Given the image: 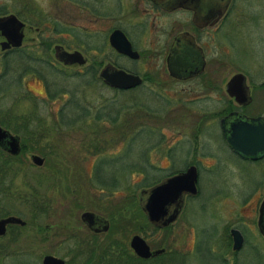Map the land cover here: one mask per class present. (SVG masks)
Segmentation results:
<instances>
[{
	"label": "rangeland",
	"instance_id": "obj_1",
	"mask_svg": "<svg viewBox=\"0 0 264 264\" xmlns=\"http://www.w3.org/2000/svg\"><path fill=\"white\" fill-rule=\"evenodd\" d=\"M84 3L90 5L91 9L87 7L88 5L84 6ZM95 3L100 4L101 9L98 13L95 12L97 11L94 8L97 5ZM134 3L135 0H0V8L3 6L4 14L12 13L23 23L21 30L24 39L20 52L29 54L31 57L36 56L32 59V62L36 64L33 66L31 63V66L35 68L23 72L22 69L29 65V61L22 55H18L21 53L3 54L0 51V60L9 54L12 55L8 61L9 65L6 66L10 67L6 73L7 78L0 83V123H5L2 121L5 118L3 116L12 114L14 110L19 114L36 116V119L30 123V128L26 129L27 131L20 123V128L25 131L20 135L24 137L25 144L28 145V141L31 143L30 148L22 151L19 156L7 159L0 153V176H3L4 180L3 182L0 180V184L9 186L7 178L12 172L7 168H12L13 164L19 166V174L11 180L13 193H8V188L7 193L0 194V215L10 212L9 215L19 217L24 222L29 221L36 207L29 195L38 175L44 176L43 185L41 182L35 184L39 189H42L41 186L47 188L46 194L49 197V202L43 204L45 211L38 214L34 220L35 223L47 227V230L35 232L29 223L24 228L10 225L5 235L0 237V251L6 253L11 252V248H15L17 252L0 258V264H40L44 254L69 259V255L74 252H81V254L72 255V260L82 264L85 261V254L87 256V251L84 252V250L91 247L90 244H93L94 238L82 225L80 213L91 211L105 216L103 211L105 208L113 210L115 204L128 195L123 188L118 190L114 188L113 192H109L107 186L98 183L99 180L96 181V177L90 178L93 175L95 163L102 158L101 156L111 158L122 151L125 146L124 138H117L113 145L105 147L98 153L85 145L86 138L93 140L92 149L96 145H103L107 140L114 142L110 132L99 133L100 130L103 131L102 129H110L107 123H104L106 127H101V123L96 124L93 121L92 124L88 119L89 125H83L84 129L88 127L87 131H89L91 127L94 128L92 133H88L84 129L82 131L78 124L72 127L63 126L54 117L67 101L68 90H74L76 98L79 97L82 103H92L96 106L104 103L107 98H113L116 99V103L127 106L132 104L131 100L134 99L139 104L152 108L151 110L153 107L158 110L167 107L170 114L146 119L149 127L161 125L159 132L149 130L151 133L155 132L156 135L162 136H160V147L153 148L148 154L149 161L161 169L156 173L158 176L170 167L181 166L183 161L181 158L187 159L190 156L183 153L186 152V147L191 146V141L187 137L191 133V120L199 115L189 113V107L178 105L174 99H171L173 100L169 105L171 107H164L154 97L157 90L151 93L143 89L140 92L138 90L131 93L120 92L112 90L102 81L85 83L71 78L75 71H82L83 67L75 64L64 65L61 62L60 64L52 55V46L59 44L66 50L80 51L88 64L92 62L91 57L96 60L102 59L104 64L106 57L110 56L113 59L114 56L119 65L127 66V68L134 67L139 72L145 71L144 68L150 58L128 62L111 51L105 36L112 27L119 25L120 28L126 29V36L134 46H137V49L149 47V41L152 40L151 33L146 38L133 27L139 21L137 17L142 13L133 6ZM231 11L233 15L238 14V20L236 17L231 18L226 22L227 25L221 28L216 43L224 47L222 51L218 46L215 48L225 56L222 59L227 70L222 68L223 64L218 66L223 71H227L225 76L235 70L245 74L253 95L252 103L246 111L264 116V84L261 83L264 80V0H234ZM57 27L63 31L55 32L54 28ZM78 40L81 44H78ZM48 42H51L49 46ZM99 44L102 45L100 51L94 48L85 50L90 45ZM152 59L154 60L148 64L156 66V58ZM208 64L209 67L212 66V59L208 60ZM18 72L23 75L19 87L11 81ZM62 73L68 76L63 77ZM49 87L50 90L62 88L61 94H54L52 98L48 97ZM173 89L168 92L174 94L178 87L174 86ZM28 91L35 95L33 101L28 102L21 96ZM157 92L161 93V91ZM184 93H187V89L180 91L179 97L187 98ZM213 105L208 103L203 108H208L207 111H210L214 108ZM191 109H194L192 105ZM213 120L211 118L203 127L204 135L208 137L204 145L214 158L212 168L205 171L198 166L200 173L197 196L185 201L182 212L168 229L152 234L153 238H161L158 244L163 243L170 249H178L179 255H165L159 260H163V263L169 260L167 264H264V239L257 230L258 207L264 195V158L255 162L240 159L231 153ZM5 124L14 131L18 128L12 122ZM125 127L128 129V125ZM118 134L121 136L120 133ZM102 135L105 138H101ZM183 141L186 143L184 144ZM202 142L198 147L202 146ZM139 143L141 141L136 144V149L140 148ZM178 146H183V149L174 151V161L167 164V159L163 158L167 157L166 150ZM198 147L196 146V153L200 151ZM30 153L40 156L42 163L34 164L30 159ZM40 153L47 154L45 159ZM205 161H207L206 164L212 163L208 159ZM88 176L90 180H87ZM140 177V174L133 172L130 177L127 175L126 181L128 184H134ZM118 178H120L121 186L123 176L120 175ZM92 184L94 188H90ZM138 191V189L135 190L136 197ZM96 196H101V204H98ZM91 197L95 204L92 203V199H89ZM125 219L126 224L129 221V226L137 221L132 213L126 215ZM68 225L77 227L75 230L79 237L73 230L67 229L70 227ZM135 226V230H142L140 228L144 227V223L140 221V225L136 223ZM129 228V233L126 234L114 232L113 238L117 241L116 243L128 241L130 233L135 231ZM230 228L238 229L243 238L235 257L230 255V250L224 248ZM146 230L142 231L151 233V229ZM12 236L17 239L16 244L10 242ZM78 242L83 244L78 246L76 245ZM6 245L10 247L9 250L3 249Z\"/></svg>",
	"mask_w": 264,
	"mask_h": 264
},
{
	"label": "flooded vegetation",
	"instance_id": "obj_2",
	"mask_svg": "<svg viewBox=\"0 0 264 264\" xmlns=\"http://www.w3.org/2000/svg\"><path fill=\"white\" fill-rule=\"evenodd\" d=\"M233 1L234 0H135L133 6L136 7V9H139L142 13H140L138 17L136 16L137 20L139 21L136 24H134L133 27H135L134 29H137L141 34H143V37L148 38L149 33H151L150 38H152V40L149 41V47L144 49L141 48L137 49V46H134V44H132L131 41L126 36V29L120 28L119 25L112 27L105 35L106 41L108 43V35L110 34V32L114 29L121 30L125 35V37L127 38V40L129 41L131 48L137 53L136 58H131L129 56L117 53L113 48L110 47L108 43L111 51L113 53H116L117 56L126 59L128 62H134L143 58L144 59L150 58L148 60L149 63L151 60H154L152 58H156L155 62L157 64L156 66H150V64L147 63V65L144 68L145 71L139 72L138 69L134 67L130 66L127 68V66L124 67L122 65H119L116 62L115 60L116 58L114 56L113 59H111L110 56H108L105 58L104 61L105 63L102 64L103 63L102 60L101 64L97 68L96 76L98 78V81H101V79L98 77V72L100 68L105 64H111L117 68L123 69L128 73L137 75L141 80L139 84H136L132 87L126 89L112 88V90H123L124 92L138 90V92H140L143 89L150 93L153 91L155 92L156 90L161 91V93H158L156 91L154 97L156 98V101H158V103L160 102L161 105H163L164 107L169 106L170 103L173 101L171 99H174L178 103V105L189 107V113L199 115L197 118L192 119L193 121L191 120L192 122V125H190L191 133L187 136L188 139L191 141L190 142L191 146L186 147L187 150L186 152L183 153V154L187 153L190 156H188L187 159L181 158L183 160L181 166L179 165L176 168H172L170 173L163 175L159 179L161 180L174 173L183 171L189 165L194 166L196 170V182H195L196 193L193 195L183 196L181 207L177 212V215L167 225L156 226L148 222L150 223V227L145 225L143 228L140 229L145 231H147L146 229L148 230L151 229V233L142 230H138V232L130 233L128 241L125 243L107 242L105 240L106 238L104 234L107 232L109 228V220L106 216L104 215L102 216L100 213L93 212L94 214L101 216L105 220H107L108 226L105 231H101L100 229H98L99 227L97 226V224L94 226L97 229L94 230L89 229L84 224H82L85 226L88 232L92 234L93 238H98V243L90 244L91 247L87 250H84V252L87 251V256L85 254V261L83 262L84 264H167L169 260L163 263L162 262L163 260H159V258L165 255H174V254L179 255L178 249L176 248L170 249L167 247V245H164L163 243L158 244L161 238L159 237L153 238L152 234L163 231L164 229H168L182 212L185 201L189 198H195L197 196L198 178L200 173L198 166H201V168L204 169L205 171H208L210 168H212V165L214 163V158L208 152L206 146L204 145V141L208 140V137L204 135L203 127L209 120H211V118H213L214 119L213 121L216 122V125L219 128L218 130L222 137V133L219 127V121L220 119H222L224 116H226L231 112H238L247 117L261 116L264 119V116L262 114H256L254 112L252 113L246 111V108L252 103L253 95L250 85L246 81L245 74L240 70H235L232 71L228 76H225V73L227 71L222 70V68L227 70V66L223 62L224 59L223 57L225 56H223V54H220L224 46L222 44L218 46L216 43V39L219 32L221 31V28L227 25L226 24L227 21L235 17L236 20H238L237 19L238 14L233 15V11H231L233 9ZM95 4H97L96 6H94V8L97 9V11L95 10V12L98 13L101 9L100 4L99 3H95ZM83 5L87 6L88 4L84 3ZM87 7L91 9L90 5H88ZM0 39H1L0 41H2L3 37L0 36ZM23 39L24 36H22V40L19 46L17 47L10 46L9 48L4 50L0 49V51H2L3 54H7V52L9 51H12L14 53H21L20 46L22 44ZM53 46H52V55H53ZM216 46H218L221 49V51H216L215 50ZM18 55H22V57L25 58H31V59L34 58L26 53H21ZM83 59H84L83 63L75 64V65H79V66L81 65L84 68L88 63H86L87 61L84 58V56ZM209 59H212L211 67L208 66ZM32 64L33 66L35 65L34 62H32ZM218 64H223L224 67L220 68ZM94 65H96L95 62ZM27 67H29L27 71L35 68L31 66V61H29V65ZM9 69L10 68H4L2 66L0 67V83L3 81V79H5L6 73L8 72ZM22 70L23 72H27L25 71L24 68ZM235 73H241L244 76V84L246 85V87L244 93V102L242 104H238L237 102H235L233 97L232 96L230 97L225 92V84L227 80L230 78L231 75ZM22 76L23 75H20V72L16 73V76L11 80L12 83L19 87V83L21 82L20 79L22 78ZM263 82L264 80H262L261 83L264 84ZM166 86L167 88H164ZM174 86L178 87V90L177 91L175 90L174 91L175 93L171 94V92H168V90L173 91ZM184 89H187V93L186 94L184 93L185 95H187V98L182 99L179 97L178 93H180V91L182 90L184 91ZM21 96H23L24 99L27 100L28 102L33 101L34 100L33 97H35V95L30 93L29 91ZM208 103L214 104L213 105L214 108L210 111H207L208 108L206 109L203 108L206 105H208ZM191 105L192 108L194 107V109H191ZM197 105L200 108H198ZM159 113H160V117L162 115H163L162 117H164L166 114H170L167 111V107L165 109L164 108L160 109ZM3 117H5L4 119H2L3 122L15 123L16 127H18L17 130L15 129L14 131L11 129V127L8 124L0 123L1 128L5 129L11 136L16 137L17 145H18L17 153L12 154L7 150L10 147V144H8L9 140H7L6 138L0 140V153L3 157H6L7 159L14 156L15 157L19 156V154L22 151H24L25 149L28 150L30 148L31 143L28 141V145L25 144V142L23 141L24 137L20 135L25 132L24 129L20 128V123H22V127L25 128L26 130L30 128V123L36 119V116H33V114H29V115L19 114L16 113V111L14 110L12 114H6ZM231 117L233 119V116H230V119ZM28 132L30 131L28 130ZM201 141H203L202 146L198 147ZM224 143L227 146L228 150L231 153L235 154L228 147L225 140ZM196 146L200 150L198 153H196L195 151ZM182 147L183 146H178L176 148L173 147L170 149L168 148L166 150L165 155L167 157H163V158L167 159V164H170L172 161H174L175 158L174 151L183 149ZM32 154L34 153H30L29 156L31 157ZM262 158H264V155L256 160H250V161L256 162V161H260ZM207 159L211 160L212 163L206 164L207 161L205 160ZM244 160H249V159H244ZM7 169H10L12 172V174H10L7 178V183L9 184L10 187L8 185L0 184V194L7 193L8 188H9L8 193L11 194L13 193V190H11V186L13 182L11 180H13L14 177L19 174V166L17 164L16 165L13 164L12 168L8 167ZM168 169L170 170L171 167ZM0 180L1 182L4 181L3 176H0ZM31 185L32 184H30V186ZM138 194H137V203H139ZM97 197L98 196H96L95 199ZM89 199L93 200L92 197ZM262 200H264V195L262 197ZM171 207L172 205L169 206L168 209H170ZM259 207H258V215H259ZM9 213L6 214L3 213L0 215V217L9 216ZM141 213L143 214L144 219L147 221L144 213L142 211ZM263 215H264V211H263ZM263 222H264V217H263ZM10 225H13V223H9L5 225V232L2 235H0V237L5 235ZM231 229H236V228H230L228 230V237H227L228 239L226 242V246H224V248L230 250L231 251L230 255H232V257H235L236 252L239 250L240 247L232 248V236L230 233ZM236 230L239 231L238 229ZM134 234L140 236L147 245L149 254L146 257L137 255L134 252V250L131 248L129 244V240L130 237ZM148 237H150V239ZM99 240L102 241L99 242ZM80 254L81 252H74L73 254L69 255V259L68 258L64 259L61 257L59 258H61L67 264H78L75 260H72L71 256L72 255L79 256Z\"/></svg>",
	"mask_w": 264,
	"mask_h": 264
},
{
	"label": "trees",
	"instance_id": "obj_3",
	"mask_svg": "<svg viewBox=\"0 0 264 264\" xmlns=\"http://www.w3.org/2000/svg\"><path fill=\"white\" fill-rule=\"evenodd\" d=\"M1 7L2 8H0V15L5 13L3 6ZM54 30L55 32L63 31L59 27L54 28ZM50 44L51 42L47 43L48 46ZM78 44H81V41L78 40ZM100 46L102 47L101 44L95 45V46L90 45V47L85 48V50L94 48L100 51ZM9 52H12V51H9ZM11 56L12 55L9 54L7 57H4V59L0 60L1 61L0 67L2 66L4 68H10L6 66ZM26 59L28 61H31L32 63L31 58H26ZM94 59L95 58L91 57L92 62L86 65L82 71H75L74 75H71V76L69 75V76L74 79L82 80L85 83L98 81L96 72H97L98 66L102 62V59H100V61L96 59L94 60ZM94 62L96 65H94ZM34 64H36V62H34ZM27 66L24 67L25 71H27L29 68ZM20 75L22 74L20 73ZM62 75L63 77L68 76L65 73H62ZM5 78H7V76H5ZM86 78H90V79H86ZM60 91H62V88H52L50 90V87H49V90H47V96L52 98L54 97V94L56 95L61 94ZM68 91H69V95H68L67 101L63 104L60 111L57 112L58 114L56 113V115H54V117L58 119V122H60L59 124L63 126L69 125L67 127H72L78 124L82 131L84 130L87 131L88 127L84 129L83 125H86V126L89 125L88 123L89 121H87L88 119L91 120L92 124L94 122L96 124L97 122L98 124L101 123L102 124L101 127H106L104 123H107L110 126V129H102L103 131L101 132L100 130L99 133L110 132V136L112 138V141L114 142L107 140L109 144L106 142L103 145H99V146L96 145L92 149L93 140L91 138H86L87 143H85V145H88L89 147H91V150H94L98 153L99 151L100 152L103 151L105 147L113 145L117 141V138L119 137H121L122 139L124 138L125 140V146L121 152H118L115 156L111 158H105V156H101L102 158L98 159V161L95 163V166L93 168V175L92 177H90V178L96 177L97 178L96 181L99 180L98 183H101L104 186H107L108 187L107 190L109 192H113L114 188L116 190L123 188V190H125L128 193L127 196L122 197V199L119 200L117 204H115V206L113 207V210H110V209L107 210L105 207H104L105 209L103 210L105 211L104 212L105 216L109 220V228L107 232L104 234L106 238L105 240L110 243H116L117 241L115 240V238H113L114 232L126 234L128 230H130L129 227H131V230H135L136 229L135 224L139 223L140 225V221L144 223V226L147 225L148 227H150V223H148V221L144 219V216L141 213L137 205V197H136L135 190L137 189L140 190L148 186H151L152 184H154L160 179V176L162 177L163 175L170 173L172 170V168L170 170L169 169L165 171L162 170L163 171L162 174L158 176L156 173L160 171L161 169L153 165L149 161V158H148L149 151L152 150L153 148H159L160 147L159 145L161 144V140H160L161 135L160 134L156 135L155 132L151 133V131L149 130L152 129V131L157 130L159 132L161 125L149 127V125L146 123V119L147 117H152V116L159 117L160 116V114L158 113L159 110L156 107H153V110H151L152 108H148L146 105L144 106L142 104H139V102L135 101L134 99L131 100L132 104H128L129 106L123 103H116L115 102L116 99L114 100L113 98H107L104 103L96 106L95 104H92V103H82V101L79 100L80 99L79 97L76 98L77 95L74 90L73 91L68 90ZM114 91L124 92L123 90H114ZM131 92L132 91H130L129 93ZM126 125H128V129L125 127ZM97 128L100 129L99 127ZM93 129L94 128L91 127L89 131L87 132L92 133ZM118 133H120L121 136ZM115 134H118V136H115ZM101 138H105V136L102 135ZM138 141H141V143H139L140 148L136 149V146H137L136 144H138ZM89 147H87V149ZM87 153H91V152H87ZM40 154L44 157V159L47 156V154L45 153H40ZM133 172L140 174L141 177L134 184H128L126 181L127 175L130 177ZM120 175L123 176V178L121 179V181H123V184L121 186L119 185V183H121L120 178H118V176ZM43 177H44L43 175L36 176L34 185H32V188H31L32 192L30 193L29 196L31 198V201H33L34 207L35 206L36 207L34 209V212H32V216H30L29 221H26L24 225H21V226L17 224H13L12 227L24 228L25 225L29 223L32 225L33 230L35 232L36 231L41 232L43 230H47V227H44V225L42 226L41 224H37L34 222L35 218L38 217L37 215L42 214V212L45 211L43 209V204H47L49 202V197L46 194L47 188H43V186H41L42 189H39L38 186L35 184V183L41 182V185H43L42 184ZM90 178L87 177V180H90ZM125 181H126V184H125ZM90 188H94V185L92 184ZM96 200L97 202H99L98 204L102 203L101 196H98ZM95 203L96 202L94 201L93 204ZM130 213H132L133 218H135L137 221L132 222L129 226V221H127V224H126L125 217L126 215H129ZM133 225L134 227H132ZM68 226H67L68 227L67 229L73 230L78 236V233L75 230L77 227H75V225H68ZM133 232H138V230H135ZM40 236H43V235H40ZM77 236H74V237H77ZM11 238L12 239H10L11 240L10 242H14L13 244H16L17 239L14 236H12ZM93 243H98V240L94 238ZM81 244L83 243L78 242L76 245L79 246ZM8 248L10 247L9 246L7 247L6 245L5 248L3 249L9 250ZM14 249L15 248H11L12 251L11 252L7 251L6 253L3 251H0V258L15 254L17 251ZM80 249L82 250L83 248H80Z\"/></svg>",
	"mask_w": 264,
	"mask_h": 264
},
{
	"label": "water",
	"instance_id": "obj_4",
	"mask_svg": "<svg viewBox=\"0 0 264 264\" xmlns=\"http://www.w3.org/2000/svg\"><path fill=\"white\" fill-rule=\"evenodd\" d=\"M23 23L12 13L0 15V49L4 50L20 45L22 40ZM108 43L117 53L136 58L134 51L123 32L114 29L108 35ZM53 56L55 60L64 65L81 64L84 62L82 54L73 49L65 50L60 45L53 46ZM98 77L102 82L111 88L126 89L141 82L137 75L128 73L121 68L111 64L103 65ZM244 76L241 73H235L230 76L225 84V92L238 104L244 102L245 93ZM246 101V98H245ZM230 116H233V119ZM219 127L222 137L228 147L240 158L256 160L264 155V119L261 116L247 117L238 112H231L219 121ZM6 138L9 140L10 147L7 149L14 154L18 151L16 137L11 136L5 129L0 127V140ZM31 161L40 165L42 158L32 154ZM196 170L194 166L189 165L185 170L167 176L153 185L143 188L139 191V207L144 213L148 222L156 226H164L171 222L177 215L181 207L184 195H193L196 193ZM172 207L170 209L169 206ZM264 200L259 207L257 218L258 232L264 239L263 222ZM81 222L89 229H97V224L101 231L107 229V220L94 214L91 211H82L79 215ZM13 223L23 225L24 221L16 216L0 217V235L5 232V225ZM232 236V248H239L242 244V235L236 229L230 230ZM129 244L134 252L142 257H146L149 252L144 240L134 234L130 237ZM40 264H67L61 258L44 254L41 257Z\"/></svg>",
	"mask_w": 264,
	"mask_h": 264
}]
</instances>
